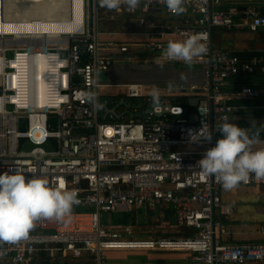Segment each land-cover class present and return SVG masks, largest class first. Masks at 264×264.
Masks as SVG:
<instances>
[{
	"label": "built area",
	"instance_id": "2783aa9c",
	"mask_svg": "<svg viewBox=\"0 0 264 264\" xmlns=\"http://www.w3.org/2000/svg\"><path fill=\"white\" fill-rule=\"evenodd\" d=\"M64 6L66 17L55 23H18L0 10V174L44 178L50 187L63 181L78 200L61 219H37L26 238L0 241V264H36L41 254L105 264L109 252L182 254L192 264H264V243L228 242L233 232L225 219L232 209L222 202L225 189L217 175H205L197 165L223 138L215 128L225 115L230 121L236 102L264 99V88L227 90L229 80L264 71V61L218 50L213 38L218 29L264 30V0H184L182 14L170 12L161 0H141L135 10L122 3L115 13L141 30L117 35L137 38L132 42L104 38L110 33L102 31L108 9L99 0H66ZM161 13L176 22L148 21ZM193 34L206 37L205 54L191 63L163 55L170 40ZM137 54L151 64L199 69L202 80L126 85L134 117L105 122L100 99L106 85L99 75L119 56ZM191 99H197L194 108ZM205 123L211 142H192ZM25 140L37 148L22 152ZM48 140L53 152L39 147ZM239 185L260 188L264 180L250 175ZM142 210L162 222L165 211L172 212L168 230L178 236L139 238L130 226L102 220Z\"/></svg>",
	"mask_w": 264,
	"mask_h": 264
},
{
	"label": "clouds",
	"instance_id": "9594fccd",
	"mask_svg": "<svg viewBox=\"0 0 264 264\" xmlns=\"http://www.w3.org/2000/svg\"><path fill=\"white\" fill-rule=\"evenodd\" d=\"M174 14H182L184 0H161ZM126 4L129 10H135L141 0H99L102 8L118 10ZM206 37L193 34L182 41L170 40L163 55L169 60L191 63L207 51ZM92 99V94H87ZM156 96V93H153ZM223 123L215 130L222 137L215 146L206 150L203 158L197 162L205 175H217L225 190L237 187L247 181L250 175L256 180H264V149L252 150L256 138L249 135L248 129L229 122L228 116L222 117ZM201 138L211 142L212 134L205 123L192 142ZM78 203L75 190H65V183L50 187L47 179L30 178L19 172L0 174V241L14 242L26 238L40 218L61 219L69 215L73 204Z\"/></svg>",
	"mask_w": 264,
	"mask_h": 264
},
{
	"label": "crops",
	"instance_id": "0c3cea01",
	"mask_svg": "<svg viewBox=\"0 0 264 264\" xmlns=\"http://www.w3.org/2000/svg\"><path fill=\"white\" fill-rule=\"evenodd\" d=\"M111 11H113V13L116 16L109 17L108 19L110 20H108V22L105 23L104 27H102V31L110 32L104 38L108 40H119L120 42H132L134 39H137L135 37H133L134 38L133 39L131 36L130 37L125 36L126 33H131V32L133 33L140 31L141 29L137 27V24L132 21H129L128 19L126 20L121 15L115 13L114 10ZM161 15L164 14L161 13L158 16H151L148 19V21L150 23L176 22L174 19L172 18L169 19L168 17H166V15H164L163 19H160ZM122 20L131 23V25L134 24V27H136L137 30L133 28L122 29L121 28ZM218 30L213 31V37H215V34L217 33ZM117 33H125V35L118 36ZM220 35L225 36L224 38L226 39L225 41H222L221 38L217 39L220 42L219 47L217 48L218 50L226 51L232 55L238 56L243 61H248L251 59H258L264 61V30L259 31L256 34H250L246 31L226 30V32L219 34V36ZM125 60H129V61L136 60L139 62L146 63L148 62L149 57L143 54L142 55L137 54L131 56L130 55L119 56V58L115 61V63L108 72H106L105 74L101 73L99 75V79H101V77H104L101 75H106L107 79L108 78L110 79L109 84H103L106 86L102 88V94L100 99L103 121L112 123L114 120L128 121L132 119L129 116V112L132 114L131 110L133 103L128 101L124 97L125 86L130 84L128 82L121 81L118 78V73L120 72L121 69L119 68V66H116L117 64ZM163 65L165 66L168 65V67H164ZM153 67H154L153 72L158 71L165 76L162 80H158V82H156L160 84V86L158 87L165 86L168 83H181L184 85H188L191 83H199L202 80V71H200L199 69H182L180 67H175L169 64H154ZM133 84H138V83H133ZM142 85H147V84H142ZM151 86H157V85H151ZM241 87L264 88V71H261L259 69L253 75H240L228 81L227 90H235ZM124 103L127 104L130 108L124 107ZM234 105L237 107V110L232 115L229 122L236 123L239 127L247 128L250 131L249 135L251 137L256 138L257 142L252 145L253 151L264 149V144L260 143V141L264 140V99L239 101L236 102ZM106 109H108L111 112L107 113ZM112 111H114V114L112 113ZM237 188H246V187H241L240 185H238L237 187L231 190L223 191L222 202L224 205L231 207V205H229V203L226 202V198L234 196L235 192L237 191ZM228 218L229 217H226L225 219L227 225L228 222H230L228 221ZM171 220L172 221L174 220L173 214L172 212L169 211L168 220L166 222L165 220L161 222L163 226H169L168 223ZM230 228L233 234L232 237L228 240L229 243L232 244L264 243V241L250 242L251 238L246 240L237 239L240 238V236H245V233L244 232L239 233L236 232V230H233L232 227ZM256 234L258 236H264L260 234V230L256 232ZM136 237L140 238L141 236L138 235ZM252 240H256V239H252ZM262 240H264V238H262ZM104 258H105V264H192L189 258L185 256L182 255L171 256V254L155 255L148 253H133V252L132 253L109 252L104 255ZM56 259L57 260L55 261L54 260L51 261L59 262L61 264H63L66 261L59 258ZM80 261H84V260H77L74 263H70L68 261L66 262H68V264H79ZM87 261H89L90 264H93L91 259Z\"/></svg>",
	"mask_w": 264,
	"mask_h": 264
},
{
	"label": "rangeland",
	"instance_id": "374dc122",
	"mask_svg": "<svg viewBox=\"0 0 264 264\" xmlns=\"http://www.w3.org/2000/svg\"><path fill=\"white\" fill-rule=\"evenodd\" d=\"M106 15L108 16V18L112 16L114 17L116 16L111 10L105 11V16ZM163 18L164 15H161L160 19ZM130 25L131 23L127 21L124 20L121 21L122 29L133 28L137 30V28L134 27V24L131 26ZM215 36L221 38L222 41H225L226 39L224 38L225 36L222 35L219 36V34L217 33L215 34ZM215 47L217 48V46ZM153 65L149 62L143 63L136 60L134 61L125 60L116 65L119 66V68L121 69L120 72L118 73V78L121 81L128 82L129 84L138 83V84L160 86V84L156 82H158V80H162L165 76L161 74V72L158 71L153 72L154 71ZM163 66L168 67V65L166 66L163 65ZM101 76H104L101 77V79H99L102 84L110 83V79L109 78L107 79L106 75H101ZM226 202H228L229 205H231V209H232V214L228 218V221H230L228 222V225L232 227L233 230H236V232L245 233V236H240V238L237 239L246 240L251 238L250 242L264 241L262 240L264 236H258L256 234V232H258L262 227H264V187H260L259 189L253 187L237 188L235 195L231 197H227ZM133 216L135 217V220L137 222L146 220L145 219L146 213L143 210L141 212L134 213ZM154 229H156V231H165L168 230V226H163L161 222V224L155 227ZM134 233L136 236L138 235L145 236V233L141 232V230L138 228L134 230ZM252 239H256V240H252ZM63 264H68V262L65 261ZM79 264H90V262L80 261Z\"/></svg>",
	"mask_w": 264,
	"mask_h": 264
},
{
	"label": "bare ground",
	"instance_id": "6f19581e",
	"mask_svg": "<svg viewBox=\"0 0 264 264\" xmlns=\"http://www.w3.org/2000/svg\"><path fill=\"white\" fill-rule=\"evenodd\" d=\"M41 1L42 0H0L1 15L4 13L6 19H12V21L18 23H28L34 20L55 23L60 22L66 17L64 11L66 0ZM37 30L39 32L43 31L41 29ZM39 89L40 94H42V84H40Z\"/></svg>",
	"mask_w": 264,
	"mask_h": 264
},
{
	"label": "trees",
	"instance_id": "16d2710c",
	"mask_svg": "<svg viewBox=\"0 0 264 264\" xmlns=\"http://www.w3.org/2000/svg\"><path fill=\"white\" fill-rule=\"evenodd\" d=\"M262 13L264 14V7H262ZM223 32H226V30L219 29L217 31V34H221ZM213 38H214V44L218 48L219 43H220L217 40L218 37L215 36ZM215 39H216V41H215ZM54 120H56V118ZM105 122H107V121H105ZM124 122H126V121L125 120H114L112 123H124ZM108 123H111V122H108ZM145 219L146 220H144V221L137 222L135 220V217L133 215H130V214H110V215H105L102 218L103 222L106 224H109V225L130 226L133 230H136L138 228L141 230V232L145 233V236H141L143 238H158V237L170 238V237L178 236V234H176L170 230L156 231V229H154V228L161 224V220L153 221V219H151L148 215H146ZM172 223H173V221L171 220V221H169L168 224L172 225ZM161 255H164V254H161ZM177 255H182V254H173L171 256H177ZM182 256H184V255H182ZM36 264H61V263L52 262L51 259L47 255L41 254V259Z\"/></svg>",
	"mask_w": 264,
	"mask_h": 264
},
{
	"label": "water",
	"instance_id": "95a60500",
	"mask_svg": "<svg viewBox=\"0 0 264 264\" xmlns=\"http://www.w3.org/2000/svg\"><path fill=\"white\" fill-rule=\"evenodd\" d=\"M196 104H197V99H191L190 101H189V106L190 107H192V108H194L195 106H196ZM124 107H126V108H130L127 104H125L124 103ZM107 110V113H109V112H111V111H109L108 109H106ZM112 113L114 114V111H112ZM129 116L131 117V118H133L134 117V115H132L130 112H129ZM119 118V117H118ZM136 118H139V115H136ZM191 120H192V122H195L196 121V117H195V115L193 114L192 116H191ZM40 148H42V149H44L45 151H47V152H53L54 151V148H53V145H52V143H51V141L50 140H48V141H46L44 144H42V145H40L39 146ZM35 148H37V146L36 145H34L31 141H29V140H25L24 141V145H23V147H22V152H31L33 149H35ZM168 220V211H165V222Z\"/></svg>",
	"mask_w": 264,
	"mask_h": 264
}]
</instances>
